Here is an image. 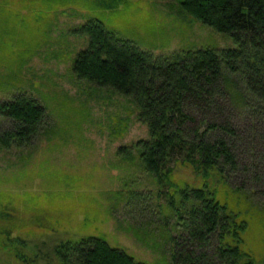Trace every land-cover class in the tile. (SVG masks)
Masks as SVG:
<instances>
[{"label":"trees","instance_id":"16d2710c","mask_svg":"<svg viewBox=\"0 0 264 264\" xmlns=\"http://www.w3.org/2000/svg\"><path fill=\"white\" fill-rule=\"evenodd\" d=\"M126 1L0 0V38L13 40L23 25L33 31L27 16L12 14L10 5L51 10L74 4L114 11ZM179 1L183 12L230 35L236 46L156 55L91 17L75 29L88 43L76 54L72 71L80 80L127 98L138 120L147 125L149 137L121 146L119 154L136 153L157 181L158 210L176 218L180 230L168 229L165 234L172 264L264 263L260 257L264 208L251 199L263 178L255 173L251 190L249 177L235 182L243 177L239 171L246 173L252 167H241L240 147H246L252 159L264 160L259 152H264V0ZM5 14L14 20L7 23L1 18ZM7 42L5 46L12 47ZM237 116L243 119L242 130L235 125ZM47 122L46 107L28 93L0 100V147L33 146L48 129ZM177 164L190 166L202 185H182L176 179ZM152 195L133 192L126 203L134 209L143 204L141 209L146 210ZM0 220L5 222L0 235L7 241L16 226L14 217L4 209ZM16 239L22 247L16 257L25 264H147L100 235L61 240L46 248L47 259L40 253L46 241L30 258L25 249L28 239L20 235Z\"/></svg>","mask_w":264,"mask_h":264},{"label":"rangeland","instance_id":"374dc122","mask_svg":"<svg viewBox=\"0 0 264 264\" xmlns=\"http://www.w3.org/2000/svg\"><path fill=\"white\" fill-rule=\"evenodd\" d=\"M179 2L128 0L114 11L74 4L51 10L8 6L12 14L27 16L33 31L23 25L13 40L0 38V100L17 92L38 98L46 107L48 129L33 146L0 147V210L7 209L16 225L11 239L0 235V264H25L16 257L22 248L19 235L28 239L25 249L30 258L42 240L49 245L40 248L47 259L46 248L61 240L100 235L136 260L172 264L165 234L168 229L180 230L176 218L158 210L157 181L136 153L119 154L121 146L149 137L147 125L138 120L127 98L78 79L72 65L88 43L75 29L91 17L156 55L236 46L230 35L183 12ZM10 16L1 18L8 23L14 20ZM7 41L12 47L5 46ZM242 121L237 116L235 125L241 130ZM246 149L238 150L241 167L256 168L239 171L243 177L235 182L249 177L251 190L253 176L261 175L251 199L264 208V160L252 159ZM176 179L190 187L203 183L190 166L181 164L176 165ZM133 192L153 193L146 210L141 209L143 204L134 209L126 203ZM4 223L0 220L1 226ZM262 251L259 256L264 260V247Z\"/></svg>","mask_w":264,"mask_h":264}]
</instances>
